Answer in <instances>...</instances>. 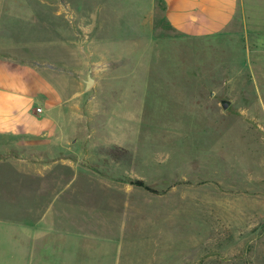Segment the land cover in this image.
<instances>
[{
	"label": "rangeland",
	"instance_id": "374dc122",
	"mask_svg": "<svg viewBox=\"0 0 264 264\" xmlns=\"http://www.w3.org/2000/svg\"><path fill=\"white\" fill-rule=\"evenodd\" d=\"M18 1L88 15L93 28L73 44L77 59L56 43L33 53L69 72L84 61L83 86L89 69L97 84L67 125L68 159L84 165L80 193L59 187L38 209L30 200L39 191L23 181L12 203L7 178L20 172L0 167V264H264L263 232L252 241L235 228H207L157 244L132 231L120 247L118 233L106 228L118 220L108 208L112 180L126 183L131 213H183L191 205L264 213V41L177 36L159 12L143 17L148 0ZM35 13L33 24L63 27V16ZM135 179L158 193L130 186ZM161 240L169 250H156Z\"/></svg>",
	"mask_w": 264,
	"mask_h": 264
},
{
	"label": "crops",
	"instance_id": "0c3cea01",
	"mask_svg": "<svg viewBox=\"0 0 264 264\" xmlns=\"http://www.w3.org/2000/svg\"><path fill=\"white\" fill-rule=\"evenodd\" d=\"M148 5L143 17L153 19V13L159 12L170 31L180 37L207 40L224 36L254 43L264 41V0H148ZM36 10L56 19L63 16V27L53 29L51 24L48 27L33 24L38 15ZM87 16L71 12L67 5L61 7L46 1L30 5L18 0H0V167L8 166L20 172L17 179L7 178L12 203L18 202L17 188L23 181L39 191L30 201L34 208L38 205L41 209L42 204L38 203L45 199L51 202L53 192H58L59 187L69 189L85 180L84 165L68 159L67 131L68 122L69 129L75 123L70 114L81 112L83 105L85 62L76 61L80 66L69 72L66 67L51 63L48 56L33 51L56 43L67 50L71 59H77L73 44L93 28ZM91 41L94 47L95 42ZM111 184L115 189L114 196L107 197L108 208L118 213V220L110 221L106 228L118 233L120 247L125 238L130 239L132 231H138L148 241L156 237V243L158 238L165 243L168 240L165 235L205 233L207 228L220 233L235 228L237 232L251 233L252 241L259 240V234L264 233V213H243V210L211 213L196 205L187 207L183 213L174 212L175 209L164 211L162 207L151 213L142 210L131 213L126 183L112 180ZM79 191L73 188L75 194ZM47 210L50 212V207ZM163 242L156 245V250H169Z\"/></svg>",
	"mask_w": 264,
	"mask_h": 264
},
{
	"label": "water",
	"instance_id": "95a60500",
	"mask_svg": "<svg viewBox=\"0 0 264 264\" xmlns=\"http://www.w3.org/2000/svg\"><path fill=\"white\" fill-rule=\"evenodd\" d=\"M93 84H94V80L91 77V69H89L86 75L84 89L85 90L89 89ZM229 105H230L229 101L223 100L221 102V106L223 109H226Z\"/></svg>",
	"mask_w": 264,
	"mask_h": 264
},
{
	"label": "trees",
	"instance_id": "16d2710c",
	"mask_svg": "<svg viewBox=\"0 0 264 264\" xmlns=\"http://www.w3.org/2000/svg\"><path fill=\"white\" fill-rule=\"evenodd\" d=\"M129 183L133 186H136V187H139V188H143L144 190L150 192V193H153V194H157L158 191L149 187L148 185H146L144 183L143 180H140V179H135V180H130Z\"/></svg>",
	"mask_w": 264,
	"mask_h": 264
},
{
	"label": "built area",
	"instance_id": "2783aa9c",
	"mask_svg": "<svg viewBox=\"0 0 264 264\" xmlns=\"http://www.w3.org/2000/svg\"><path fill=\"white\" fill-rule=\"evenodd\" d=\"M40 111H41V109H40V108H38V109H37V112H40Z\"/></svg>",
	"mask_w": 264,
	"mask_h": 264
}]
</instances>
